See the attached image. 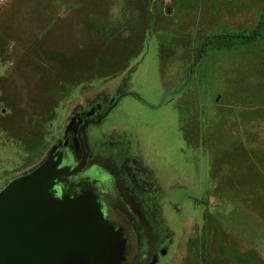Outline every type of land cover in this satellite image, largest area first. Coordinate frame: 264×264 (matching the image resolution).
<instances>
[{"label": "rangeland", "instance_id": "374dc122", "mask_svg": "<svg viewBox=\"0 0 264 264\" xmlns=\"http://www.w3.org/2000/svg\"><path fill=\"white\" fill-rule=\"evenodd\" d=\"M120 93L87 133L157 243L137 264H264V0H0V197Z\"/></svg>", "mask_w": 264, "mask_h": 264}, {"label": "water", "instance_id": "95a60500", "mask_svg": "<svg viewBox=\"0 0 264 264\" xmlns=\"http://www.w3.org/2000/svg\"><path fill=\"white\" fill-rule=\"evenodd\" d=\"M61 163L51 161L1 195L0 264H125L122 232L105 218L88 184L72 195L64 191L81 168Z\"/></svg>", "mask_w": 264, "mask_h": 264}, {"label": "flooded vegetation", "instance_id": "af4514ba", "mask_svg": "<svg viewBox=\"0 0 264 264\" xmlns=\"http://www.w3.org/2000/svg\"><path fill=\"white\" fill-rule=\"evenodd\" d=\"M126 96V94L120 93L119 99L104 113H94L85 117L76 132L69 134L64 143L58 146L52 156V161L55 162L61 158L62 168L70 167L71 170L77 167L81 168L78 174L67 178L66 186L63 187L64 191L72 195L80 191L79 185L88 184L97 198L105 218L116 230L122 232L127 241L128 255L125 264H137L150 259L155 247L153 245L157 243L153 239L150 230L143 226L145 216L139 210L136 190L131 188V184L128 185L126 180L118 179L112 172L111 167L101 162L100 154L92 151L87 133L90 126L100 125L108 117L112 109L118 105L121 98ZM116 102L118 103L115 105ZM0 104H2V100H0ZM2 115H5V109H2ZM8 123L12 127L7 131L9 133L12 132L14 135L15 132L12 128L19 127L20 121L17 123L11 119L8 122H4L0 119V126L10 127ZM20 125L22 124L20 123ZM17 133L18 135H15V137H20L19 130ZM123 166L125 174L129 177L130 170L126 165ZM58 194H60L59 189ZM163 252L166 255L164 249L160 250V255H163Z\"/></svg>", "mask_w": 264, "mask_h": 264}]
</instances>
